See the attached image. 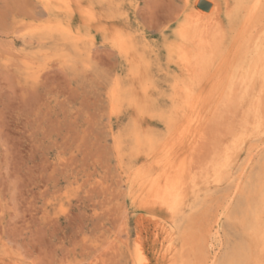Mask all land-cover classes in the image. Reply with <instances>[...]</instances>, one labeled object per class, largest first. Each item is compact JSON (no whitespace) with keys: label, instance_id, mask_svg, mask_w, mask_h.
<instances>
[{"label":"rangeland","instance_id":"374dc122","mask_svg":"<svg viewBox=\"0 0 264 264\" xmlns=\"http://www.w3.org/2000/svg\"><path fill=\"white\" fill-rule=\"evenodd\" d=\"M54 1L0 0V264H264V53L241 83L264 4L233 33L231 0ZM157 177L178 187L171 209Z\"/></svg>","mask_w":264,"mask_h":264},{"label":"bare ground","instance_id":"6f19581e","mask_svg":"<svg viewBox=\"0 0 264 264\" xmlns=\"http://www.w3.org/2000/svg\"><path fill=\"white\" fill-rule=\"evenodd\" d=\"M52 1H54V0H52ZM60 1V0H59ZM232 1V8L230 9V11L227 13V16H226V20H227V22H228V24H229V26H230V29L233 31V33H234V31H236V28H237V26H238V24H241V25H243L242 27H243V30H241V31H243V32H245L244 31V29L246 28L247 29V27L249 26L250 27V25L253 23L252 22V19L254 18V17H256L257 16V14H258V11L261 9L262 10V5L264 4L263 2H264V0H231ZM55 3H56V1H54ZM54 2H52V3H54ZM57 2H58V0H57ZM61 4V3H60ZM57 5V4H56ZM196 5H197V7H198V5H199V3H196V4H194V6H193V10H194V13H195V15L196 16H198L199 17V19H201L202 17H204L205 16V14L203 13V12H201L200 10H198V9H196L195 7H196ZM44 8V7H43ZM47 12V11H46ZM188 18V17H187ZM191 19V18H190ZM189 19V20H190ZM196 20V19H195ZM226 22V23H227ZM255 22V21H254ZM259 22V21H258ZM253 25H255L256 26V24H254L253 23ZM188 26V25H187ZM255 26H253V28L255 27ZM194 27V26H193ZM242 27H238V28H242ZM182 28H183V26H182ZM188 28V27H187ZM190 28V27H189ZM195 28V27H194ZM252 28V29H253ZM195 29H198V27L197 28H195ZM221 26L220 25H218V24H214L213 26H212V31H213V34H211V35H213V38H215V40L217 41L218 39H217V37H218V33L219 34H221L220 32H222L221 30ZM245 29V30H246ZM177 30V29H176ZM178 30L180 31V30H182V29H179L178 28ZM178 30H177V34H178V36H179V33H178ZM208 30V29H207ZM223 30V29H222ZM185 31V30H184ZM197 31V30H196ZM198 31H199V29H198ZM197 31V32H198ZM211 31V32H212ZM240 31V32H241ZM228 32V31H227ZM247 32H248V30H247ZM180 33H182V31L180 32ZM189 33H191V31H189ZM194 33V32H193ZM192 33V34H193ZM257 33V32H256ZM196 34V33H195ZM203 34H205V31H204V33ZM226 34V33H225ZM181 35H183V34H181ZM201 35V34H200ZM166 36V35H165ZM188 36V35H187ZM203 36V35H202ZM206 36V35H205ZM221 36V35H220ZM219 36V37H220ZM236 36H237V34H236ZM118 37H120V36H118ZM176 37V36H175ZM218 37V38H219ZM195 38V37H194ZM203 38H204V36H203ZM206 38V37H205ZM247 38V37H246ZM249 38V37H248ZM258 40H257V42H255L254 43V45H253V53L251 52V54H252V56L253 57H251L248 61L246 60V64H245V66L243 65L242 67L243 68H241V71H242V76H241V83H243L244 84V86H246L247 84H248V80H249V78H250V76L254 73V71H256V70H258L259 69V67H260V65H261V60H262V55H263V53H264V39H262V37L260 38L259 36H257L256 37ZM168 39V38H167ZM172 39V38H171ZM187 39V38H186ZM220 39V38H219ZM179 40H180V38H179ZM194 40V39H193ZM207 40V39H206ZM117 41V40H116ZM129 41V40H128ZM172 41V40H171ZM186 41V40H185ZM195 41V40H194ZM168 41H166L165 43L168 45V44H170L171 42H169V43H167ZM207 42V41H206ZM118 43V42H117ZM188 43V42H187ZM198 43H199V41H198ZM203 43L205 44V42L203 41ZM247 43V42H246ZM172 44V43H171ZM183 44V43H182ZM191 44V43H190ZM189 44V45H190ZM192 44H194V43H192ZM203 44V45H204ZM209 44V43H208ZM120 45V44H119ZM133 45V44H132ZM179 45V44H178ZM114 46H115V43H114ZM170 46V45H169ZM182 46V45H181ZM191 46V45H190ZM200 46V45H199ZM117 47H119L118 45H117ZM172 47V46H171ZM171 47H170V49H171ZM178 47V46H177ZM185 47V46H184ZM246 47V46H245ZM165 48V47H164ZM176 47L174 46V48H172V49H175ZM186 48H188L187 46H186ZM118 49V48H117ZM116 49V50H117ZM183 49V48H182ZM185 49V48H184ZM193 49V48H192ZM249 49V48H248ZM176 50H178V49H176ZM195 50V49H194ZM119 51V50H118ZM166 52H167V50H166ZM187 52H189L190 53V51H187ZM200 53V52H199ZM209 53V52H208ZM168 54V53H167ZM188 54V53H187ZM207 54V53H206ZM210 54V53H209ZM185 55V53L183 52V56ZM200 55V54H199ZM177 56H179V55H177ZM189 56H191V54H189ZM203 56V55H202ZM211 56H212V54H211ZM168 57V56H167ZM173 58H174V56H173ZM184 58H187V57H185L184 56ZM200 58H202V57H200ZM189 59V58H188ZM203 59V58H202ZM168 60H170V58L168 57ZM179 60V59H178ZM177 60V61H178ZM204 60V59H203ZM173 61V60H172ZM195 61H196V63H197V59H195ZM179 62H181V59H180V61ZM189 62H191V61H189ZM189 62H187V63H189ZM199 62V61H198ZM205 62H206V60H205ZM175 63V62H174ZM178 63V62H177ZM185 63V62H184ZM183 64V63H182ZM194 65H195V63H193ZM200 64H202L201 62H200ZM184 65V64H183ZM203 65V64H202ZM210 65H211V63H210ZM187 66H188V64H187ZM205 66V65H204ZM210 67V66H209ZM252 67H253V71H252ZM192 68V67H191ZM200 68H201V66H200ZM176 69V68H175ZM206 69V68H205ZM204 69V71L205 72H207L206 70ZM196 70V69H195ZM169 71V70H168ZM190 71V70H189ZM175 72V71H174ZM203 72V71H202ZM257 73V72H256ZM189 74H190V72H189ZM192 74V73H191ZM196 74V73H195ZM220 74V73H219ZM260 74V73H259ZM174 75V74H173ZM254 75V74H253ZM175 76V75H174ZM178 76V75H177ZM182 76V75H181ZM216 77V76H215ZM261 77V76H260ZM179 78V77H178ZM199 78V77H198ZM217 78V77H216ZM215 78V79H216ZM255 78V77H254ZM256 79V78H255ZM189 80V79H188ZM200 79H198V81H199ZM190 81V80H189ZM219 81V80H218ZM172 82V81H171ZM180 82V81H179ZM255 82V81H254ZM175 83V82H174ZM240 83V82H239ZM116 84V83H115ZM174 85H177V84H174ZM180 85V84H179ZM182 86V85H181ZM195 87V84L194 85H192V87ZM200 86V85H199ZM250 86V85H249ZM176 87H178V85L176 86ZM183 87V86H182ZM191 87V86H190ZM197 87V86H196ZM201 87V86H200ZM259 87V86H258ZM173 88V87H172ZM198 88V87H197ZM122 89V88H121ZM178 89V88H177ZM250 89V88H249ZM113 90H114V88H113ZM175 91V90H174ZM191 91H193V90H191ZM112 92H115V91H112ZM117 92V91H116ZM122 92V91H121ZM125 92V91H124ZM178 92H180V91H178ZM184 92V91H183ZM194 93H195V91H193ZM186 93H187V91H186ZM258 93V92H257ZM173 94H174V92H173ZM213 94V93H212ZM185 95V94H184ZM198 95V94H197ZM200 95V94H199ZM121 96V95H120ZM124 96H126V94L124 95ZM136 96V95H135ZM249 96V95H248ZM112 97H114V96H112ZM119 97V96H118ZM174 97H175V94H174ZM181 97V96H180ZM186 97V96H185ZM191 97V96H190ZM196 97V96H195ZM197 99H198V97H196ZM124 100L125 98L123 97V98H121L120 97V103H122V102H125V101H122V100ZM127 99V98H126ZM135 99V98H134ZM176 99H178V98H176ZM182 99V98H181ZM186 98H184V100H185ZM187 99H189V98H187ZM195 99V98H194ZM194 99L192 100L193 102H194ZM171 100H174V98H172ZM113 101V100H112ZM200 101V100H199ZM199 101H195V102H199ZM219 101V100H218ZM174 102V101H173ZM172 102V103H173ZM176 102V101H175ZM180 102H182V101H180ZM130 103H131V101H129V105H130ZM133 103H134V100H133ZM185 103V102H184ZM176 104V103H175ZM180 104V103H179ZM194 104V103H193ZM197 104H199V106H200V103H197ZM181 105L183 106V104L181 103ZM191 105V104H190ZM133 106V105H132ZM173 106H174V104H173ZM195 106V105H194ZM185 107V106H184ZM183 107V108H184ZM175 107H173V109H174ZM198 108V107H197ZM136 109V108H135ZM179 109H182V108H179ZM230 109V108H229ZM172 110V109H171ZM175 110V109H174ZM173 110V111H174ZM187 110V109H186ZM197 110V109H196ZM196 110H194V112H196ZM201 110V109H200ZM200 110H199V112H200ZM137 111H139V110H137ZM202 111V110H201ZM181 112V111H180ZM190 112V111H189ZM198 112V111H197ZM182 113V112H181ZM187 113V112H186ZM190 114H192L191 116H194L193 114V112L192 113H190ZM189 114V115H190ZM187 115V114H186ZM186 115H185V118H186ZM203 115V114H202ZM197 116V115H196ZM224 116H226V115H224ZM141 117V116H140ZM177 117V116H176ZM184 117V116H183ZM200 117V116H199ZM198 117V118H199ZM194 118V117H193ZM196 118V117H195ZM194 118V119H195ZM187 119H188V117H187ZM194 119H190V120H194ZM200 119V118H199ZM174 121H175V119H173ZM172 120V121H173ZM177 120H179V118L177 119ZM196 121H198V120H196ZM195 121V122H196ZM191 122V121H190ZM189 122V123H190ZM195 122H193L192 121V123L194 124ZM253 122V121H252ZM171 123V122H170ZM176 123V122H175ZM188 123V124H189ZM196 123H198V122H196ZM255 123V122H254ZM171 124H174V123H171ZM171 124L169 125V126H171ZM191 124V123H190ZM184 125V124H183ZM196 125V124H195ZM200 125H201V122H200ZM224 125V124H223ZM247 125V124H246ZM131 126V125H130ZM173 126V125H172ZM171 126V127H172ZM194 126V125H193ZM198 126V125H197ZM196 126V127H197ZM252 126V125H251ZM168 127V126H167ZM170 127V128H171ZM176 127H179V124L176 126ZM176 127H174V128H176ZM181 127V126H180ZM179 127V128H180ZM183 127V126H182ZM185 127V126H184ZM244 127H246L245 125H244ZM135 128V127H134ZM187 128V127H186ZM185 128V129H186ZM198 128V127H197ZM136 129H137V127H136ZM172 129V128H171ZM199 129V128H198ZM246 129H247V127H246ZM174 130V129H173ZM196 130V129H195ZM261 130H262V128H261ZM264 130V129H263ZM141 131V130H140ZM177 131V130H176ZM189 131V130H188ZM188 131H186L185 130V132H188ZM238 131V130H237ZM259 131V130H258ZM245 132V131H244ZM263 132V131H262ZM136 133H139V131L137 132L136 131ZM141 133V132H140ZM195 133V132H194ZM240 133V132H239ZM126 134V133H125ZM169 134H170V132H169ZM175 134V133H174ZM190 134V133H189ZM129 135V134H128ZM134 135H135V133H134ZM138 135V134H137ZM135 136V137H138V136ZM141 135V134H140ZM150 135V134H149ZM148 134H147V137L149 136ZM176 136H177V134H175ZM192 135V134H191ZM236 135V134H235ZM244 135H245V133H244ZM250 135H251V132H250ZM254 135V134H253ZM143 136V135H142ZM145 136H146V133H145ZM168 136V135H167ZM223 136V135H222ZM169 137H170V135H169ZM179 137V136H178ZM187 137V136H186ZM257 137V136H256ZM116 138V137H115ZM130 138V137H129ZM146 138V137H145ZM149 138V137H148ZM117 139H118V135H117ZM122 139V138H121ZM124 139V138H123ZM125 139H126V137H125ZM178 139V138H177ZM128 140V139H127ZM136 140V139H135ZM167 140H168V138H167ZM167 140H166V142H167ZM172 140V139H171ZM170 140V141H171ZM241 140H243V139H241ZM261 140V139H260ZM122 141V140H121ZM142 141V140H141ZM146 142H147V140H145ZM185 141V140H184ZM244 141H246V139L244 140ZM255 141V140H254ZM263 141H264V139H263ZM123 142V141H122ZM136 142H138V141H136ZM144 142V141H143ZM166 142H164V143H166ZM177 143L178 144V142H177V140L176 141H174V143ZM248 142V141H247ZM259 142V141H258ZM161 143V142H160ZM162 143H163V141H162ZM161 143V144H162ZM167 143H169V142H167ZM144 144V143H143ZM146 144V143H145ZM144 144V145H145ZM147 144H149V143H147ZM181 144V143H180ZM180 144L178 145V147L180 146ZM249 144V143H248ZM251 144H253V143H251ZM250 144V145H251ZM257 144V143H256ZM260 144V143H259ZM121 146H122V148H123V145L122 144H120ZM119 145V146H120ZM129 145V144H128ZM134 145H136L135 143H134ZM158 145V144H157ZM163 145V144H162ZM247 145V144H246ZM113 146V145H112ZM130 146V145H129ZM148 146V145H147ZM225 146V145H224ZM237 146V145H236ZM256 146V145H255ZM127 147V146H126ZM125 147V148H126ZM162 147H164V146H162ZM227 147V146H226ZM121 148V147H120ZM158 148V147H157ZM248 148V147H247ZM260 148V147H259ZM261 148H264L263 146L261 147ZM163 149V148H162ZM242 149V148H241ZM255 149V148H254ZM146 150V149H145ZM225 150V149H224ZM237 150V149H236ZM244 150V149H243ZM256 150V149H255ZM178 151H180V148H179V150ZM260 151V150H259ZM262 151V150H261ZM160 152H162V150L160 151ZM167 152V151H166ZM171 152H172V150H171ZM177 152V151H176ZM181 152V151H180ZM220 153V152H219ZM230 153H233V151H230ZM240 153V152H239ZM262 153V152H261ZM117 154V153H116ZM153 154H156V151H155V153H153ZM166 154V153H165ZM173 154V153H172ZM181 154V153H180ZM142 155V154H141ZM167 156H165L166 158L168 157V155L169 154H166ZM178 155V154H177ZM228 155H229V157H230V154H229V152H228ZM234 155V154H233ZM237 155V154H236ZM171 156V155H170ZM175 156V155H174ZM182 156V155H181ZM224 156V155H223ZM222 156V158H224ZM225 156H227V155H225ZM232 156V155H231ZM235 156V155H234ZM158 157V156H157ZM161 157H163L162 155H161ZM176 157V156H175ZM174 157V158H175ZM228 157V158H229ZM256 157V156H255ZM173 158V157H172ZM179 158V157H178ZM184 158V157H183ZM233 158V157H232ZM236 158V157H235ZM248 158V157H247ZM251 158H252V156H251ZM250 158V159H251ZM122 159V158H121ZM153 159V158H152ZM180 159V160H179ZM179 159H177V160H179V161H181V158H179ZM250 159H249V161H250ZM262 159V158H261ZM157 160H158V158H157ZM156 160V161H157ZM237 160V159H236ZM245 160V159H244ZM248 160V159H247ZM263 160H264V158H263ZM159 161V160H158ZM163 161V160H162ZM183 161H184V159H183ZM183 161H181V162H183ZM232 161H234L235 162V159L233 160L232 159ZM231 161V162H232ZM252 161V160H251ZM259 161H260V159H259ZM262 161V160H261ZM260 161V163H262ZM155 161H153V163H154ZM180 162V163H181ZM184 162H186V161H184ZM183 162V163H184ZM214 162V161H213ZM229 162V161H228ZM234 162H233V164L232 165H234ZM246 162V161H245ZM245 162H243V163H245ZM174 163V162H173ZM119 164V163H118ZM148 164H149V162H148ZM151 164H152V161H151ZM162 164V163H161ZM164 164V163H163ZM219 164V163H218ZM248 164H249V162H248ZM258 164V163H257ZM155 165V164H154ZM243 165H245V164H243ZM258 165H260V164H258ZM119 166H121V165H119ZM161 166V165H160ZM163 166V165H162ZM185 166V165H184ZM183 166V167H184ZM246 166H247V164H246ZM139 167V166H138ZM138 167H137V169H138ZM140 167H141V165H140ZM173 167V166H172ZM182 167V169H184ZM242 167V166H241ZM241 167H240V170H241ZM244 167V166H243ZM243 167H242V170H244L245 171V169H243ZM254 167H258L257 165L256 166H254ZM121 168V167H120ZM176 168V167H175ZM187 168H188V166H187ZM191 168V167H190ZM230 168V167H229ZM136 169V170H137ZM146 169V168H145ZM145 169H144V171H145ZM165 169V168H164ZM248 169V168H247ZM246 169V170H247ZM255 169V168H254ZM136 170L134 171V172H136ZM161 170H163L162 168H161ZM166 170V169H165ZM179 170V169H178ZM190 170V169H189ZM241 170V171H242ZM256 170V169H255ZM138 171H139V169H138ZM147 171V170H146ZM159 171V170H158ZM174 171H176V170H174ZM184 171H185V169H184ZM191 171V170H190ZM204 171H206L205 169H204ZM244 171H242L243 173H245ZM257 171V170H256ZM133 172V171H132ZM133 172V173H134ZM180 172V171H179ZM186 172V171H185ZM241 172V173H242ZM259 172H260V170H259ZM262 172V171H261ZM260 172V173H261ZM141 173H143V171L141 172ZM166 173V172H165ZM175 173H177V172H175ZM182 173H184V172H182ZM191 173H192V171H191ZM202 173V172H201ZM223 173V172H222ZM229 173V172H228ZM236 173V172H235ZM237 173H238V170H237ZM240 173V172H239ZM130 174V173H129ZM128 174V175H129ZM138 173H136V175H137ZM144 174L145 173H143V176H144ZM157 174V173H156ZM167 174H168V171H167ZM173 174V173H172ZM186 174V173H185ZM189 174V173H188ZM209 174H210V172H209ZM209 174H208V177H209ZM232 174H234V173H232ZM141 175V174H140ZM139 175V176H140ZM179 175V174H178ZM187 175V174H186ZM195 175V174H194ZM236 175V174H235ZM242 175V174H241ZM240 175V176H241ZM254 175H258V177L261 175H259V174H256V173H254ZM165 176V175H164ZM172 176V175H171ZM170 176V177H171ZM190 176V175H189ZM205 176H207V175H205ZM222 176V175H221ZM230 176V175H229ZM249 176V175H248ZM247 176V177H248ZM262 176V175H261ZM135 177V176H134ZM155 177V176H154ZM159 177V176H158ZM155 178V180H154V185L153 186H155V187H151V190H153V192H155L157 195H158V197H159V200H160V203L162 204V205H164V206H167V207H169L170 209H171V207L173 206L172 205V200H173V198L176 196V192H177V188L178 187H176V185L172 182V181H170L168 178H164L165 179V181H164V179H163V181L162 180H160V178ZM166 177V176H165ZM167 177H168V175H167ZM173 177V176H172ZM177 177V176H176ZM186 177V176H185ZM225 177H228V176H225ZM243 176H241V178H242ZM128 178V177H127ZM139 178V177H138ZM178 178V177H177ZM183 178V177H182ZM209 178H211V176L209 177ZM233 178V177H232ZM232 178H230V179H232ZM238 178H240V177H238ZM254 178H255V176H254ZM261 178V177H260ZM141 179H143V178H141ZM187 179H188V177H187ZM195 179H197V177L195 178ZM128 180H129V178H128ZM131 180H132V178H131ZM130 180V181H131ZM139 180V179H138ZM152 180V179H151ZM176 180V179H175ZM185 180V179H184ZM227 179H225V181H226ZM237 180H239V179H237ZM257 181H259V180H261V179H256ZM130 181H129V183H130ZM180 181V180H179ZM178 181V182H179ZM204 181V180H203ZM230 182H231V180H229ZM240 181V180H239ZM238 181V182H239ZM246 181V180H245ZM244 181V183H246ZM249 181V180H248ZM250 181H251V179H250ZM139 182V181H138ZM149 182H150V179H149ZM149 182H147V183H149ZM162 182H164L163 184H162ZM186 182V181H185ZM200 182H201V180H200ZM237 182V183H238ZM263 181H261V183H262ZM153 183V182H152ZM202 183V182H201ZM210 183V182H209ZM214 183V182H213ZM221 183V182H220ZM227 183V182H226ZM232 183V182H231ZM235 183V182H234ZM244 183H243V185H242V183L240 184V185H242L241 187H243L244 186ZM255 183H259V182H255ZM260 183V184H261ZM133 184H134V182H133ZM185 184V183H184ZM183 184V185H184ZM256 184V185H257ZM139 185H140V183H139ZM145 185V184H144ZM187 185V184H186ZM209 185V184H208ZM226 185V184H225ZM227 185H228V183H227ZM233 185V184H232ZM237 185V184H236ZM236 185H235V187H236ZM138 186V185H137ZM148 186V185H147ZM205 186V185H204ZM203 185H202V187H204ZM245 186H248V185H245ZM128 187V186H127ZM180 187V186H179ZM206 187V186H205ZM205 187H204V191H205ZM239 187V186H238ZM237 187V188H238ZM251 187V186H250ZM137 188V187H136ZM144 188V187H143ZM146 188V187H145ZM181 188V187H180ZM186 188V187H185ZM200 188V187H199ZM207 188V187H206ZM217 188V187H216ZM215 188V189H216ZM219 188V187H218ZM222 188V187H221ZM227 188V187H226ZM252 188V187H251ZM259 187H257V189H258ZM133 189V188H132ZM131 189V190H132ZM183 189V188H182ZM181 189V190H182ZM188 189V188H187ZM212 189V188H211ZM215 189L213 190V191H215ZM224 189H225V187H224ZM223 189V190H224ZM232 189V188H231ZM248 189H249V187H248ZM248 189H246V187H245V190L244 191H246L247 190V193H248ZM130 190V191H131ZM139 190V189H138ZM143 190V189H142ZM141 190V191H142ZM149 191H150V189H148ZM147 190V191H148ZM180 189H178V191H179ZM219 190H222V189H218V193L220 192ZM260 190V189H259ZM262 190V189H261ZM183 191V190H182ZM185 191V193H186V190H184ZM188 191V190H187ZM212 191V192H213ZM216 191H217V189H216ZM233 190H230L229 192L231 193ZM239 191V190H238ZM244 191H243V193H244ZM140 192V191H139ZM143 192V191H142ZM192 192V191H191ZM207 192V191H206ZM250 192V191H249ZM253 192H254V189H253ZM130 193V192H129ZM182 193V192H181ZM200 193V195H201V191L199 192ZM208 193H210V191L209 192H207V194ZM246 193V192H245ZM244 193V194H245ZM246 193V194H247ZM256 193V192H255ZM264 193V192H263ZM138 194V193H137ZM153 194V193H152ZM155 194V195H156ZM205 194V193H204ZM215 194H217V192L215 193ZM221 194H222V192H221ZM229 194V193H228ZM202 195H203V193H202ZM212 195V194H211ZM231 195V194H230ZM233 195V194H232ZM231 195V196H232ZM260 195V194H259ZM136 196V195H135ZM144 196H145V194H144ZM188 195H186V197H187ZM194 196V195H193ZM198 196V195H197ZM234 196H235V193H234ZM244 196V195H243ZM248 196V195H247ZM252 196H254V195H252ZM142 197V196H141ZM177 197V196H176ZM179 197H180V195H179ZM204 197H205V195H204ZM136 198V197H135ZM152 198V197H151ZM183 198V197H182ZM236 198H237V196H236ZM243 198H245V197H243ZM259 198V197H258ZM178 199V198H177ZM191 199V198H190ZM195 199H197V197H195ZM195 199H193V200H195ZM200 199L202 200L203 198L200 196ZM246 199V198H245ZM251 199V198H250ZM181 200H183V199H181ZM188 200V199H187ZM192 200V199H191ZM228 200V199H227ZM231 200V199H230ZM229 200V201H230ZM252 200V199H251ZM145 201V200H144ZM154 201H155V198H154ZM157 201V200H156ZM179 201V200H178ZM197 201V200H196ZM221 201V200H220ZM232 201V200H231ZM237 201V200H236ZM241 201V200H240ZM253 201V200H252ZM251 201V202H252ZM141 202H143V201H141ZM148 202V201H147ZM189 202H191V201H189ZM214 202V201H213ZM248 202V201H247ZM256 201H255V199H254V203H255ZM144 204H145V202H143ZM142 203V204H143ZM150 203V202H149ZM159 203V204H160ZM177 203V202H176ZM175 203V204H176ZM201 203V202H200ZM230 203V202H229ZM229 203H227V205L229 204ZM239 202H236V205L238 204ZM260 203V202H259ZM143 204V205H144ZM188 204H190V203H187V205ZM194 204V203H193ZM202 204V203H201ZM241 204V203H240ZM247 204V203H246ZM245 204V205H246ZM141 205V204H140ZM162 205H160V206H162ZM186 205V206H187ZM192 205V204H191ZM195 205V204H194ZM209 205V204H208ZM220 205H221V202H220ZM224 205V204H223ZM255 205V204H254ZM257 205V204H256ZM142 206V205H141ZM176 206V205H175ZM183 206V205H182ZM182 206L179 208V209H181L182 208ZM185 206V207H186ZM215 206H216V204H215ZM226 206V205H225ZM229 206V205H228ZM227 206V207H228ZM243 206V205H242ZM260 206H262V205H260ZM149 207V206H148ZM159 207V206H158ZM194 207V206H193ZM213 207H214V204H213ZM235 207V206H234ZM236 207H238L239 208V206L237 205ZM235 207V208H236ZM244 207V206H243ZM248 207V206H247ZM165 208V207H164ZM237 208V209H238ZM255 208V207H254ZM264 208V207H263ZM214 209V208H213ZM218 209H220V208H218ZM217 209V210H218ZM237 209H235V210H237ZM241 209L242 208H239L238 210H240V212H241ZM259 209V208H258ZM162 210V209H161ZM164 210V209H163ZM221 210V209H220ZM247 210H248V208H247ZM246 210V211H247ZM250 210V209H249ZM248 210V211H249ZM256 210V209H255ZM254 210V211H255ZM180 211V210H179ZM245 211V212H246ZM247 211V212H248ZM262 210H260V211H257V212H259L260 214L262 213L261 212ZM165 212V211H164ZM178 212V211H177ZM191 212V211H190ZM219 212V211H218ZM242 212H243V210H242ZM264 212V211H263ZM168 213V212H167ZM204 213V212H203ZM202 213V214H203ZM206 213V212H205ZM214 213V212H213ZM212 213V214H213ZM236 213V212H235ZM235 213H234V217H235ZM248 213H250V212H248ZM174 214H175V211H174ZM176 214H178V213H176ZM223 214V213H222ZM241 214V213H240ZM184 215V214H183ZM206 215V214H205ZM211 215V214H210ZM220 215V214H219ZM223 215H225V214H223ZM230 215V214H229ZM246 215H247V213H246ZM252 215V214H251ZM253 215H254V212H253ZM262 215V214H261ZM174 216V215H173ZM221 216V215H220ZM257 216V217H256ZM264 216V214L262 215V217ZM155 217V216H154ZM240 217V216H239ZM249 217H250V215H249ZM255 217L258 219L259 217H258V215L256 214V211H255ZM261 217V216H260ZM211 218V217H210ZM209 218V219H210ZM216 218V217H215ZM222 218V217H221ZM225 218H226V216H225ZM240 218H242V215H241V217ZM251 218V217H250ZM249 218V219H250ZM169 219V218H168ZM208 219V220H209ZM214 219V218H213ZM235 218H233V220H234ZM264 219V218H263ZM173 220V219H172ZM205 220V219H204ZM219 220V219H218ZM259 221H261L260 219H258ZM169 221V220H168ZM167 221V222H168ZM174 221V220H173ZM221 221V220H220ZM228 221V220H227ZM240 221V220H239ZM243 221V220H242ZM254 221V220H253ZM123 222V221H122ZM212 222H214L213 220H212ZM207 223V222H206ZM209 223V222H208ZM217 223V222H216ZM240 223H241V221H240ZM239 223V224H240ZM263 225H264V223H263V221L261 222ZM163 224V223H162ZM173 224V223H172ZM210 224H211V221H210ZM218 224V223H217ZM260 223L258 222V225H259ZM262 224H261V226H262ZM125 225V224H124ZM164 225V224H163ZM207 225H209V224H207ZM212 225H213V223H212ZM257 225V224H256ZM173 226V225H172ZM231 226V225H230ZM248 226L250 227V225H249V223H248ZM253 226V225H252ZM162 227V226H161ZM164 227V226H163ZM169 227V226H168ZM181 227V226H180ZM210 227V226H209ZM212 227V226H211ZM258 227V226H257ZM162 229V228H161ZM227 229V228H226ZM263 229V227H261L260 228V230H262ZM182 230V229H181ZM186 231H187V229H185ZM184 230V231H185ZM206 230V229H205ZM212 230H213V228H212ZM232 230H234V229H232ZM251 230V229H250ZM254 230V229H253ZM259 230V231H260ZM166 231V230H165ZM164 231V232H165ZM174 231V230H173ZM172 230H171V232H173ZM177 231V230H176ZM244 231V230H243ZM264 231V230H263ZM168 232H169V230H168ZM182 232H183V230H182ZM181 232V233H182ZM213 232V231H212ZM246 232V231H245ZM244 232V233H245ZM253 232V231H252ZM261 232V231H260ZM166 233H167V231H166ZM207 233V232H206ZM237 233V232H236ZM255 233V235H257L256 234V232H254ZM163 234V233H162ZM172 234H174V232L172 233ZM208 234H209V232H208ZM249 234V233H248ZM217 235V234H216ZM255 235H254V239L256 238L255 237ZM260 235V234H259ZM259 235H257V237L259 236ZM179 237H181L180 236V234L178 235ZM241 236V235H240ZM248 236V235H247ZM249 236H252L253 237V235H251V234H249ZM248 236V237H249ZM174 237H175V235H174ZM178 237V238H179ZM232 237V236H231ZM171 234L170 233H168V235H167V240L168 241H171ZM240 238V237H239ZM246 238V237H245ZM175 239H177L176 237H175ZM175 239L173 240V241H175ZM234 239V238H233ZM242 239V238H241ZM244 239V238H243ZM242 239V240H243ZM250 239V238H249ZM257 239V238H256ZM259 239L260 240H262V237H260L259 236ZM179 240H180V238H179ZM238 240V239H237ZM251 240V239H250ZM232 241V240H231ZM252 242L254 241L253 240V238H252V240H251ZM258 241V240H257ZM177 242V241H176ZM235 242V241H234ZM243 242H247V241H243ZM264 241H262V243H263ZM164 243V242H163ZM232 243V242H231ZM244 243V244H245ZM254 243V242H253ZM258 243H261V242H259L258 241ZM258 243H255V244H258ZM261 243V244H262ZM166 244V243H165ZM170 244V243H169ZM174 244H175V242H174ZM179 245V244H178ZM231 245V244H230ZM229 244H228V246H230ZM241 245V244H240ZM240 245H238V247L240 246ZM263 245V244H262ZM172 246V245H171ZM204 246V245H203ZM210 246V245H209ZM208 246V247H209ZM235 246V245H234ZM241 246H243V245H241ZM240 246V247H241ZM247 246H251V245H248L247 244ZM164 247V246H163ZM175 247V246H174ZM177 247V246H176ZM206 247V246H205ZM237 247V248H238ZM239 247V248H240ZM246 247V246H245ZM257 247H258V245H257ZM166 248V247H165ZM212 248H213V246H212ZM231 248V247H230ZM246 248H248V247H246ZM252 247H250V248H248V249H251ZM262 248V247H261ZM164 249V248H163ZM207 249V248H206ZM209 249V248H208ZM234 249H236L235 247H234ZM176 250V249H175ZM254 250V249H253ZM178 251V250H177ZM235 251V250H234ZM168 252V251H167ZM179 252V251H178ZM254 252V251H253ZM257 252V251H256ZM256 252H254V253H256ZM264 253V252H263ZM162 254H164V252L162 253ZM216 254V253H215ZM215 254L213 255V253L211 254V258H210V262H212V260H213V258H214V256H215ZM165 255V254H164ZM172 255V254H171ZM175 255V254H174ZM174 255H172V256H174ZM169 256V255H168ZM163 257V256H162ZM166 257V256H165ZM169 257H171V256H169ZM140 258V257H139ZM171 259V258H170ZM169 259V260H170ZM139 261V260H138ZM144 261V260H143ZM173 262H174V260H173ZM185 264V263H184ZM209 264V263H208ZM210 264H212V263H210Z\"/></svg>","mask_w":264,"mask_h":264},{"label":"water","instance_id":"95a60500","mask_svg":"<svg viewBox=\"0 0 264 264\" xmlns=\"http://www.w3.org/2000/svg\"><path fill=\"white\" fill-rule=\"evenodd\" d=\"M198 8L201 9L202 11L207 12L209 9V5L205 4L204 1H200Z\"/></svg>","mask_w":264,"mask_h":264}]
</instances>
